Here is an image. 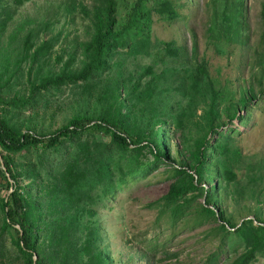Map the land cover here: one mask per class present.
<instances>
[{"label":"trees","instance_id":"1","mask_svg":"<svg viewBox=\"0 0 264 264\" xmlns=\"http://www.w3.org/2000/svg\"><path fill=\"white\" fill-rule=\"evenodd\" d=\"M23 1L14 0V3L19 5ZM182 3L178 0H131L130 3L122 0L119 4V0H98L93 5L94 31L91 38L83 43L85 58L80 66H71L74 57L70 55L59 71L30 80L27 95L16 94L8 98L0 95V101L23 107L31 104L37 90L48 85L87 82L85 79L94 71L105 67L118 46L126 44L128 36H140L136 39L141 43L128 51L132 55L153 53L152 64L140 66L142 71L138 76L133 72L124 76L118 69L113 87L102 92L105 96L111 91L113 103L95 116L75 113L59 127L48 132H36L20 130L0 114V148L5 151L0 150V232L9 233L24 264H118L99 246V225L92 218L97 211L96 205L129 177L153 168L157 160L168 163L173 171L174 181L155 202L161 204L172 222L186 213L191 214L189 220L194 224L215 219L217 224L210 228L211 232L215 231L221 239H228V247L235 253L224 264H254L257 256L264 255V206L261 203H264V198L255 204V217L244 215L238 223L220 205L225 186L233 183L240 176L239 172H246L244 176L253 181V185L247 186L261 185L255 190V196L264 193V166L252 162L251 153L245 154L232 135L237 131L233 123L243 122L249 117L247 108L253 105L252 101L258 94H264V84L256 88L253 83L248 94H241L235 102L221 108L206 60L193 61L196 57L195 42L188 53L184 44H177L174 39L151 43L145 37L143 23L149 26L152 11L169 22L179 15ZM204 4L211 7L207 36L218 50L232 39L243 41L247 29L245 0H206ZM119 6L124 10L122 16L117 14ZM0 13L5 14L0 23L4 28L12 17V8L7 0H0ZM259 18L263 25L260 35L264 43V0L260 2ZM47 25L43 28L47 29ZM38 33L39 29L29 28L22 35L25 54L31 61L44 57L52 46V40L48 38L30 51ZM257 55L259 68L263 71L264 50ZM170 57L185 61L187 66L181 69L175 64H167ZM156 63L159 70L154 67ZM147 74L150 76L144 78ZM172 89L179 94L174 102L171 99L174 95L169 94ZM128 106L136 108L132 111L133 119L122 109ZM201 106H206L203 109L206 131L188 138L185 127ZM254 106L261 107L255 103ZM173 132H179L180 138V148L175 154L169 146V134ZM107 137L108 140H102ZM66 142L76 144L80 152L71 155L48 180L43 179L31 161L22 163L14 158L17 153L31 148L57 150ZM243 157L247 158L246 171L240 169ZM37 163L42 167L40 162ZM213 173L216 180L212 186H207ZM22 176L29 178V183L40 178L37 194L31 195L22 189L19 180ZM199 194L204 196V200H195ZM245 208L248 213L254 209L249 202ZM57 213L63 215L51 220L55 229L52 232L53 246L45 251L38 244L35 221ZM84 213L88 214L86 218H83ZM238 248L242 249L238 251ZM166 255H170L169 252ZM216 259L217 253L213 251L208 261Z\"/></svg>","mask_w":264,"mask_h":264},{"label":"rangeland","instance_id":"2","mask_svg":"<svg viewBox=\"0 0 264 264\" xmlns=\"http://www.w3.org/2000/svg\"><path fill=\"white\" fill-rule=\"evenodd\" d=\"M12 8V17L4 28L0 27V95L8 98L13 95H27L29 81L36 76L59 71L65 60L73 55V67L80 66L85 58L82 54L83 43L91 38L94 31L93 5L98 0H24L15 5L14 0H7ZM183 2L179 7V15L168 21L159 18L152 11L149 26L143 23V33L151 43L160 40L174 39L177 44H184L186 51H192L196 43V57L204 58L207 63L212 85L217 91V101L222 108L235 102L241 94L249 92L251 85L263 86L264 70L259 68L257 52L264 50L261 39L263 25L259 18L261 0H245V30L243 41L232 39L218 50L207 36V24L211 13L210 5H205L206 0H178ZM122 0H119V4ZM131 0H129V3ZM128 3V2H125ZM150 12V11H149ZM117 14L122 16L124 10L119 6ZM5 16L0 13L1 18ZM48 21V22H46ZM48 24V28L43 26ZM39 29L32 51L42 40L51 38L52 46L44 57L31 61L25 54L22 35L27 29ZM19 31V33H17ZM17 33L16 35H14ZM138 35L136 38H139ZM132 36L127 37L126 44L118 46L110 56L105 67L94 71L87 82H64L57 85H48L34 93L31 104L23 107L10 105L0 101V114L5 115L11 123L20 130L31 129L36 132H48L66 123L75 113H86L95 116L98 111L113 103V93L102 95L104 89L113 87L118 69L122 75L127 76L133 72L138 76L140 66L153 62L152 54L132 55L128 52L141 41ZM154 51V48H150ZM167 64H175L184 68L187 63L183 60H166ZM119 62V64H118ZM165 65V64H164ZM157 70V63L154 66ZM150 75H145L148 78ZM261 80V82H260ZM174 95L171 99H178V92L170 91ZM254 103L248 107L249 117L243 121H235L232 126L240 132H233L238 144L245 154L252 155V162L264 166V94H258ZM201 106L185 127L188 138H194L206 131L203 109ZM124 112H129L130 119L133 106L122 107ZM245 112V108H244ZM203 115V116H202ZM100 139V134L97 135ZM84 136H81V139ZM179 132L169 134V146L175 154L180 148ZM102 140H108V137ZM2 152H5L0 148ZM80 152L79 147L71 142H66L57 150L33 149L25 150L14 155L17 162L31 161L35 164L43 179L48 180L63 166L65 161L73 154ZM254 153V154H253ZM151 156V155H150ZM152 158V157H151ZM38 162L42 164L39 165ZM246 157L241 159L242 171H246ZM157 164L143 174L133 175L117 187L115 192L104 198L96 205V213L92 216L99 225L98 243L102 250L108 253L118 264H224L234 256L230 251L229 240L219 238L212 233L210 228L216 226L217 221L212 219L206 223H192L190 213L181 219L172 222L161 204L155 202L166 193L171 182L174 181L173 171L168 163ZM250 162V163H252ZM246 163V164H250ZM43 168V169H42ZM116 169V166H114ZM246 172H239L233 183L225 186L220 205L226 213L232 216L237 223L242 216L255 217V204L264 198V193L255 196L257 187L253 181L245 177ZM21 187L31 195L39 192L40 178L29 183V178L19 177ZM216 178L207 186H212ZM196 201L204 200L199 194ZM246 202L252 205V211L247 212ZM264 206V203L261 201ZM191 203L190 210H192ZM260 214L259 211H257ZM247 214V215H246ZM63 214L46 215L36 218L35 225L38 234V244L45 251L53 246L55 230L51 224L54 217ZM88 216L84 213L83 218ZM264 217V211L262 212ZM1 223V211H0ZM255 224H258L255 221ZM210 230L209 232H207ZM242 248H238L240 251ZM217 253V259L208 261L212 252ZM145 252L148 257L143 253ZM169 252L170 255H166ZM128 260V262L126 261ZM0 264H24L16 246L11 242L9 233L0 232ZM254 264H264V255L257 256Z\"/></svg>","mask_w":264,"mask_h":264},{"label":"water","instance_id":"3","mask_svg":"<svg viewBox=\"0 0 264 264\" xmlns=\"http://www.w3.org/2000/svg\"><path fill=\"white\" fill-rule=\"evenodd\" d=\"M0 160H1V153H0ZM16 226L18 227L19 225L17 224Z\"/></svg>","mask_w":264,"mask_h":264}]
</instances>
